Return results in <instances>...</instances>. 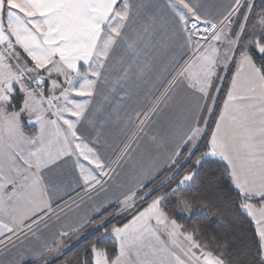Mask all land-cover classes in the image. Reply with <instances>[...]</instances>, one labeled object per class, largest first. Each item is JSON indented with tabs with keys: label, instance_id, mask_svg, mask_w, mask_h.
<instances>
[{
	"label": "snow or ice",
	"instance_id": "snow-or-ice-1",
	"mask_svg": "<svg viewBox=\"0 0 264 264\" xmlns=\"http://www.w3.org/2000/svg\"><path fill=\"white\" fill-rule=\"evenodd\" d=\"M0 264H264V0H0Z\"/></svg>",
	"mask_w": 264,
	"mask_h": 264
}]
</instances>
